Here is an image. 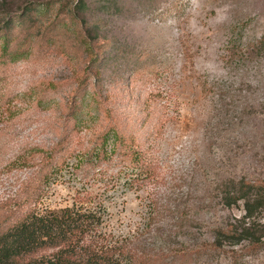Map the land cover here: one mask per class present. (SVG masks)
Segmentation results:
<instances>
[{"label": "rangeland", "instance_id": "374dc122", "mask_svg": "<svg viewBox=\"0 0 264 264\" xmlns=\"http://www.w3.org/2000/svg\"><path fill=\"white\" fill-rule=\"evenodd\" d=\"M78 2L0 0V52L9 32L19 53L0 55V207L15 208L28 188L31 197L41 191L38 207L53 209L90 193L106 207L107 233L138 254L167 263L183 249L187 264H264V245H212L245 215L244 201L227 204L230 184L264 187V0H86L85 10ZM85 28L102 43L88 84L99 82L127 136L144 142L153 132L156 183L128 189L118 166L105 170L109 182L98 166L72 167L74 158L57 170V144L75 134L65 102L85 70ZM77 134L87 145L91 132ZM257 217L264 242V209Z\"/></svg>", "mask_w": 264, "mask_h": 264}, {"label": "trees", "instance_id": "16d2710c", "mask_svg": "<svg viewBox=\"0 0 264 264\" xmlns=\"http://www.w3.org/2000/svg\"><path fill=\"white\" fill-rule=\"evenodd\" d=\"M78 5L84 10L88 7L86 0H79ZM65 6V2L60 6L62 13ZM0 31H5V27L0 25ZM84 31L86 34L80 35V48L84 49L86 54L85 70L65 102L66 118L74 120L72 131L74 130L75 134L58 142L55 151L60 154L62 161L57 165V170L69 164L68 159L74 158L72 167L90 172L98 166L104 170L98 174L109 182L113 176L107 175L105 170L110 166H118L114 176L124 179L123 184L128 189L156 183L159 172L157 159L153 154L155 141H151L154 134L151 132L146 135L144 142L138 141L135 134L127 136L120 129L119 121L122 116L117 115L119 120L113 118L110 116L111 110L106 109L105 102L109 96L101 95L99 82H96L94 87L89 86L88 82L91 76L96 75L95 68L102 59V43L97 36H87V28ZM4 34V46L0 55L7 56L9 53L17 57L19 53L10 49L16 38L9 35V32ZM106 118L109 121L108 127L101 129ZM82 128L91 132L87 145L80 144L81 138L77 137ZM159 132L161 131L158 129L156 137L160 135ZM44 179L47 180L48 175L43 176L41 180ZM230 185L226 196L227 204L244 201L245 215L238 222H231L225 228H219L212 245L221 248L224 241L232 242V245L250 241L247 249L258 251L264 242L257 235L260 225L256 224L255 220L258 218L257 213L264 209V187L245 180ZM27 190L26 197L17 196L15 208L0 207V264L188 263L189 253L186 250L175 251L173 260L166 263L161 255L148 254L143 250L138 254L129 246L128 239H119L107 233L104 229L106 207L101 201L93 204L94 198L90 193L87 197H82L79 193L71 206L53 209L38 207V199L33 202L36 196L41 195V191L31 197V191L29 188ZM247 219L252 221L249 223ZM201 250L196 251V254L200 255L205 251Z\"/></svg>", "mask_w": 264, "mask_h": 264}]
</instances>
